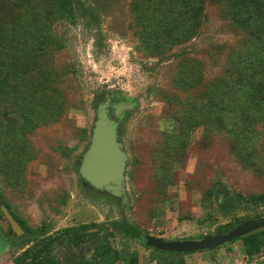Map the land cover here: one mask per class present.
Segmentation results:
<instances>
[{"label":"rangeland","instance_id":"rangeland-1","mask_svg":"<svg viewBox=\"0 0 264 264\" xmlns=\"http://www.w3.org/2000/svg\"><path fill=\"white\" fill-rule=\"evenodd\" d=\"M237 1L72 0L66 18L55 0H0V215L5 209L20 227L19 234L0 228V264H29L21 254L64 229L74 232L37 262L264 257V242L247 256L243 241L169 256L112 226L199 240L264 219V201H253L264 194V44ZM245 3L264 12V0ZM102 109L122 116L121 198L91 188L78 172ZM71 235L80 246L69 258ZM100 246L112 251L103 262Z\"/></svg>","mask_w":264,"mask_h":264},{"label":"water","instance_id":"water-1","mask_svg":"<svg viewBox=\"0 0 264 264\" xmlns=\"http://www.w3.org/2000/svg\"><path fill=\"white\" fill-rule=\"evenodd\" d=\"M126 160V155L119 142L118 127L109 118L107 112L102 109L96 115L88 148L82 155L78 169L79 175L91 188L121 198L124 196ZM2 213L4 221L0 222V228L6 232L9 227L14 233L19 234L20 227L16 221L5 209H2ZM261 229H264V219L246 221L223 234L210 235L199 240H165L159 237L146 236L145 242L158 251L191 254L223 247L231 244L235 239L245 237ZM254 264H264V257Z\"/></svg>","mask_w":264,"mask_h":264},{"label":"trees","instance_id":"trees-1","mask_svg":"<svg viewBox=\"0 0 264 264\" xmlns=\"http://www.w3.org/2000/svg\"><path fill=\"white\" fill-rule=\"evenodd\" d=\"M21 1L23 0H16V2L14 4H19ZM246 0H238L237 6L239 5V3H242V6H240L239 8V12H242L243 14H246V16L244 17L245 21H247V23L249 24V27L251 28V30L257 34L256 38L258 39V42L260 41L261 44H264V12H260V13H255L253 12L249 7H247L245 4ZM58 8H59V13L61 17H72L73 16V3L72 0H55ZM243 15L240 13L239 17H242ZM260 33V34H258ZM179 35V34H178ZM168 38H174L177 37V33L173 32L170 36H167ZM261 60L259 58H252V63H259L261 64ZM259 92V91H257ZM260 93V92H259ZM258 98V97H256ZM259 99V98H258ZM255 100V99H253ZM26 113V115H25ZM18 118L23 122V124H25V122H27V112L26 111H22L20 113H18ZM253 201L258 202V201H264V194L259 196L258 198H255ZM238 224H234L231 225L230 227H228L225 232L229 231L230 229L234 228L235 226H237ZM113 228L115 231H117L118 233H120L123 237L130 239L132 241L135 242H139L141 243V245H143L146 249H152L157 253H161V254H166L169 256H174V255H178L176 253H167V252H162V251H158L155 250L153 248H151L150 246H148L145 242V237L142 234V232L133 227L130 226L127 223H113L112 224ZM85 230V234H87L88 236H92L93 234H91L88 230V228H84ZM72 232H74L73 229H64L60 232H58L57 234L54 235H50L47 236L42 243L39 244H35L32 247L28 248L27 250H25L22 254H21V258L23 260H28L29 264L35 263V264H60L59 261H57L55 258L50 257L47 258L45 261H39L37 262V259L40 257V255H42L44 252H46L52 245L54 242H60L61 240V236L62 235H66V234H71ZM224 232V233H225ZM263 235H264V229H261L257 232H254L252 234H249L245 237L242 238H238L235 239L231 244L237 242V241H243L244 245H245V254L247 256H252V254L256 251H258L260 249L261 244H263L264 240H263ZM68 244L70 245L68 248V253H71L73 255L76 254L75 251V247H79L80 246V240L78 239V237L71 235L68 238ZM228 245V244H227ZM33 251V253H31L30 251ZM112 253L111 248L109 246H100V250L97 252L98 254V261L99 262H103L108 256H110ZM20 258H16L14 260V264H21ZM116 259L119 260L121 259V256L119 254H116ZM81 262L83 264H87L86 261L81 260ZM182 260L177 261L176 263L173 262H169L166 264H182ZM111 264H113V262H111ZM127 264H138V257L137 254H132L129 258V260L127 261Z\"/></svg>","mask_w":264,"mask_h":264},{"label":"flooded vegetation","instance_id":"flooded-vegetation-1","mask_svg":"<svg viewBox=\"0 0 264 264\" xmlns=\"http://www.w3.org/2000/svg\"><path fill=\"white\" fill-rule=\"evenodd\" d=\"M115 112L113 111H111L110 112V118L115 122V124H118L119 125V123H120V121H121V118H122V116L121 117H116V115L114 114ZM4 220H3V215L1 214L0 215V222H3ZM8 234H11V232H13L9 227L7 228V231H6ZM152 250V249H151ZM70 255H72V256H74L73 254H71V253H68V257L70 256ZM70 258V257H69Z\"/></svg>","mask_w":264,"mask_h":264}]
</instances>
